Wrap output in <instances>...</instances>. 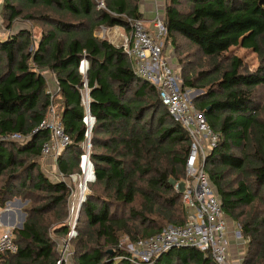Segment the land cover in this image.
<instances>
[{
    "label": "trees",
    "instance_id": "16d2710c",
    "mask_svg": "<svg viewBox=\"0 0 264 264\" xmlns=\"http://www.w3.org/2000/svg\"><path fill=\"white\" fill-rule=\"evenodd\" d=\"M12 1L43 6L46 12L38 18L49 29L35 52L28 30L0 40V134L30 137L23 143L0 144V209L21 190L43 194L46 203L34 209L35 217L28 218L23 229L13 231L19 251L5 255L1 264H54L60 256L44 217L65 211L54 215L59 225L53 232L67 237L70 189L42 172V147L49 133L33 132L53 104L72 140L58 160L59 169L66 176L80 172L85 125L79 65L84 58L90 64L87 79L97 120L92 136L96 181L89 189L93 186L97 192L88 195L80 211L84 220H79L74 238V264H141L121 248L118 234L135 229L138 241L187 221L174 182L186 177L191 138L169 115L157 90L135 73L127 54L94 36L100 25H124L119 16L142 19L140 0H98L106 10L98 9L96 0H4L9 28L22 16ZM165 24L184 87L204 90L194 103L220 135L206 169L227 220L241 227L246 241L242 264H264V98L259 94L264 66L249 72L236 56L219 77L208 81L209 87L194 84L190 77L200 54L223 59L241 47L264 59V0H166ZM217 67L201 70L200 77H211ZM42 69L58 82L60 90L53 98ZM152 264L214 262L195 248L179 247Z\"/></svg>",
    "mask_w": 264,
    "mask_h": 264
},
{
    "label": "built area",
    "instance_id": "2783aa9c",
    "mask_svg": "<svg viewBox=\"0 0 264 264\" xmlns=\"http://www.w3.org/2000/svg\"><path fill=\"white\" fill-rule=\"evenodd\" d=\"M104 6V3H100ZM158 13V12H157ZM116 16V15H115ZM124 25L104 27L102 37L108 36L109 43L122 49L131 59L135 73L153 86L169 115L178 122L191 138V148L186 161V177L174 182L187 210V221L183 225H170L159 234L143 238L130 246L128 252L135 263L152 264L157 258L174 248L191 247L204 256L211 257L214 264H237L231 257V242L226 215L219 197L210 181L206 169L207 157L217 147L220 135L208 124L204 112L200 111L184 87L180 67L173 65L175 53L167 55L166 41L168 29L159 15L154 20V30L150 31L143 19L123 15ZM172 49V46L169 47ZM89 61L84 58L79 65V73L84 77L80 89L84 108L83 123L85 140L79 159L80 172L66 176L57 172L56 181L65 183L70 189L69 215L70 230L65 239H57L60 256L54 264H71L74 255L71 242L78 236V218L81 208L89 195V185L95 183V167L92 161V136L96 117L91 111V91L87 73ZM58 92L60 90L59 85ZM51 94V93H49ZM56 94L52 95L53 98ZM45 130L49 133L42 147V155L57 160L62 152L72 144L66 133L61 117L52 104L41 125L33 132ZM30 137L21 134H0V144L23 143ZM10 207L0 211V264L7 254H16L19 246L13 233L15 228L6 226L1 215ZM240 232V231H239Z\"/></svg>",
    "mask_w": 264,
    "mask_h": 264
},
{
    "label": "rangeland",
    "instance_id": "374dc122",
    "mask_svg": "<svg viewBox=\"0 0 264 264\" xmlns=\"http://www.w3.org/2000/svg\"><path fill=\"white\" fill-rule=\"evenodd\" d=\"M96 1L98 2V0H96ZM11 3H14V5H16L22 11V16L17 18L16 20H14L11 28H9L8 27L9 23H10L9 14L7 13L6 10H4V0H0V40H5L10 35L17 34L21 30H28L31 32L32 39H33V45H32V48L30 50L35 52L37 50V47H38L40 41H41L42 33L47 32L49 29L48 26L43 21H41L40 18H38V14L46 12V9L40 5L37 7H31L28 4H25L24 1L23 2L12 1ZM98 9L106 10L105 4H104V6H100V3L98 2ZM26 16H30L31 18L28 19V18H26ZM70 19H72V17H69V20ZM81 20H83V19H81ZM86 24L89 27L91 23H90V21H86ZM104 27L112 28L113 26L110 27V26L100 25L99 27H97L95 29L94 33L98 38H100L102 40L109 41L108 36L102 37V30ZM169 47H170V44H169L167 52H166L167 55L171 54L173 52L175 53L176 49L174 47H172V49H170ZM236 56L242 59V62L244 65V70H247L249 72H254L259 67L264 66V59L261 56H259L258 53L254 52L251 49H243L241 47H236V48H232L231 51L228 54H226L223 59H221V58L216 59V60H212V59H208V58L205 59V58H203V56H201V54H200V56L199 55L196 56L195 60L196 61L198 60V66L195 65L192 68L193 72H192V76H190V77H192L194 79V81H195L194 84L200 85V84L206 83L205 88L209 87L211 82H208V81H210L211 79H215V77H219L221 72L223 70H225L226 68H228V66L230 64V59L232 57H236ZM173 62H174L173 65H177V63H178L176 58L173 59ZM216 65L218 66L217 67L218 70H216V72H213L211 77H207L210 79H207L206 77H204V78L200 77L199 72L201 70L206 71V70L213 68V66H216ZM41 72L44 73V69H42ZM47 72H50V71L47 70ZM187 90L190 92V97L193 99V101L200 98L204 94V90L199 89V88L196 89V87H194V88L187 87ZM259 94H260L261 98H264V89H260ZM95 150L99 151L98 149H95ZM236 174H235V176L232 177V179L234 177H236ZM46 175L52 181H56L57 172L54 174L53 170H48L46 172ZM184 178H181L179 181L183 180ZM96 190L97 189L93 188V186H92L90 188V191H89V196L92 195L93 192H97ZM17 194L18 195L14 196L13 198L10 199V201H9L10 204H6L5 208H7L9 206L10 211H12L14 214L13 217L15 219V225L13 226V228L20 229L19 224L21 222H23V227H24V224L27 222L28 218L35 217L34 209H37L40 206L45 205L46 200L43 197V194H39V193H36L34 191H31V190H21L19 193L17 192ZM5 208H2V209H5ZM63 213H65V211L56 210V211H54V214L46 215L44 217L45 221L48 222L47 224L50 225V229H51L50 236L52 238H54L55 241L57 239H65V236H57L53 232V231H55V227L57 225H59L56 223L54 215L61 216ZM66 213H67V217L64 220V224H66V223L70 224L71 219H70V215H69L68 204H67ZM121 214L122 213H120V215ZM124 215H127V214H124ZM124 215H122V216H124ZM2 216H3V214L1 215V217ZM13 217L8 215L7 219L11 220ZM79 220L80 221L84 220V216L82 214L79 215L78 222H79ZM77 226H78V224H77ZM236 226L239 230H241V227L239 226V224H236ZM131 227H133V225H131ZM131 232L132 233L120 232L118 234L121 248L126 249L127 251L130 250V246L132 244H134L137 241V239L141 238L140 235L138 236L137 239L134 238L135 232H136L135 229H133ZM77 239H78V237H77ZM77 239H75V240L73 239L74 241L72 240V242H71L73 253H75V244H76L75 241ZM71 264H74V255L72 257Z\"/></svg>",
    "mask_w": 264,
    "mask_h": 264
},
{
    "label": "crops",
    "instance_id": "0c3cea01",
    "mask_svg": "<svg viewBox=\"0 0 264 264\" xmlns=\"http://www.w3.org/2000/svg\"><path fill=\"white\" fill-rule=\"evenodd\" d=\"M165 5H166V0H140L139 11L143 15L142 19L145 21L146 27L150 31L154 30V20L157 17V15L161 16L163 20L165 21ZM94 36L97 37L95 33H94ZM175 58L177 59L176 51H175ZM176 66L177 67L179 66L182 71L181 65L179 63H177ZM47 70L48 69H44V73H43L46 79L47 85H48L47 93H51L52 95L54 94L57 95L58 93L57 83L58 82L56 80L55 75L51 71L47 72ZM59 159L60 157L57 160H54L51 157H44L42 155L41 160H40L42 172L44 174H46L48 170H53L54 174L56 172H61L58 166ZM0 210L2 211L3 209H0ZM5 213L7 214V216L10 215L11 217H13L14 215L12 211L5 212ZM11 220L8 219V221H11ZM227 221H228L229 237H230V242H231V250H230L231 257L236 263L242 264V261L245 257L246 241L242 238L241 230H239L236 226L237 223H235L234 221L230 219Z\"/></svg>",
    "mask_w": 264,
    "mask_h": 264
},
{
    "label": "water",
    "instance_id": "95a60500",
    "mask_svg": "<svg viewBox=\"0 0 264 264\" xmlns=\"http://www.w3.org/2000/svg\"><path fill=\"white\" fill-rule=\"evenodd\" d=\"M7 204H10V202H8ZM7 212H11L10 209L7 210ZM1 221L4 223V225L6 226H10V227H13L15 225V219L13 217V219L11 221H8L7 219V214L4 213L2 218H1ZM19 228L22 229L23 228V222H21L19 224Z\"/></svg>",
    "mask_w": 264,
    "mask_h": 264
}]
</instances>
